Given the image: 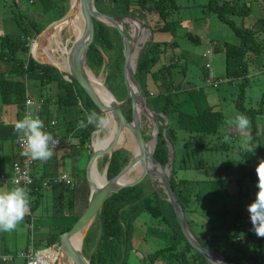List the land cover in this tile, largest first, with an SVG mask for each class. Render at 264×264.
I'll return each mask as SVG.
<instances>
[{"label": "trees", "instance_id": "1", "mask_svg": "<svg viewBox=\"0 0 264 264\" xmlns=\"http://www.w3.org/2000/svg\"><path fill=\"white\" fill-rule=\"evenodd\" d=\"M40 1L46 5L43 12L51 9L58 14V17H62L69 8L65 7L67 5L63 3L64 0ZM32 2L34 0H30V3ZM95 6L100 12L112 16L125 17L131 15L135 17L134 14L137 13L146 18L145 20L148 21L153 34L159 30L168 31L171 35L175 34L177 23L168 20L171 17L172 10L178 8L175 0H95ZM202 7L206 11L214 13L217 18L229 25L233 32L240 38V43L237 45L225 44V77L218 78L214 76L211 83H208L207 80L206 83L210 89L214 88L213 90H217L220 88V83L224 80H227L230 84H234L235 80L238 82L237 84H239L240 90L238 97L235 99V104L238 108V113H243L249 118L251 131L247 135H251L252 141L250 146H253L254 149L251 153L241 149L239 156H237L238 160L232 165L210 166L202 163L197 165L195 163L193 165L188 163L189 166L187 164L185 165L184 162L188 158L187 154L190 143L192 142L187 141V136L188 138L196 140V144L202 145L209 150H217L223 149V146L227 148L231 144L223 142L222 146L221 143L212 142L210 140L211 138L207 140L210 136L216 135L219 137L220 134L225 133L222 137L229 135L230 138L237 139L236 137H240L241 135L240 133H232L229 131V125L224 124L227 120L226 113L221 108L216 109L217 103L211 105L209 101H206L208 100V94H204L198 88H195V86L186 88L181 82L176 81L174 71L172 70L175 67L174 62L168 65H165L162 61L160 62L161 56L164 55L165 47L169 43H159L150 40L139 53L136 77L149 107L150 100L155 99L154 95L163 97L162 101L153 104L155 108L151 107L157 110L158 113L163 114V116H157L160 123L167 121L164 127H159L160 131L153 154L165 166L169 164L171 156L167 139L174 146L175 158L169 179H171L172 187L185 214L189 207L195 205L193 199L200 197V191L196 192V194L193 193L192 186L195 184L194 181L178 179L176 175V157L178 152L179 159L181 161L183 160L182 163L177 164L178 166L198 169L209 168L213 172V178L217 181H226L229 179L239 181L241 178H248L251 182H255V165L259 159H264V124H260V122H264V94H262L260 101L257 102L258 107L248 108L243 105L245 88L250 84L251 79H253L252 77L250 78V70L254 67V63H259V66L264 67V36H261V33L264 32L263 20H259L254 26H245L244 23H236L232 17L239 16L244 19L249 14V8L245 1L208 0ZM19 15L28 23L24 22L25 24L21 25L22 33L16 35L5 34L0 38V68H2L0 70L1 101L4 104H14L19 106L18 108H22L27 92L30 90L27 88L28 80H38L41 87L49 86L51 90L55 91L53 104L56 106L58 112L63 114L65 119L63 121L64 127H62L64 130L59 129V131L63 136L75 137V142L71 143L69 147L71 156L72 154L74 156L76 152L81 150H87L88 155L91 154L92 134L96 129L89 125L85 129L77 130L78 121L84 118V109L88 111L95 110L97 113H101V111L75 79L70 77V81L66 80L63 75L64 73L54 66L41 64L33 59L30 54L28 55L30 41L41 32L42 27L40 26V22H37L38 20L35 21L28 18L27 21L24 15L21 13ZM93 21L95 30L94 40L87 53V62L92 71H99L105 68L107 82L112 80V82L108 83L110 90L118 100H125L127 98V91L122 74L124 61L122 39L115 28L107 26L100 21ZM172 24L174 25L173 28ZM172 45L176 46L175 42ZM20 51L24 56H18V52ZM104 53L109 55L108 61L104 60ZM159 64L160 66L156 68ZM205 71L206 67L204 70L206 79L208 72ZM148 85L152 86L151 89L156 88L154 89L156 94L148 88ZM49 100L50 98H45L44 105L38 112L44 124L48 123L53 114L51 110L49 111L47 109L50 103ZM126 102L130 104V99H127ZM189 102L194 108L186 109V103ZM82 105L83 108L81 107ZM74 110L77 111L75 115L78 113L83 115L78 118L74 116L70 117L73 115L72 112ZM123 113L128 120H131V109H129V112L123 110ZM260 117L261 121L259 122L258 118ZM171 119L175 126L189 132L186 138L182 139L180 147L178 146V151L176 144L179 138L176 135L175 128L170 126L172 125ZM59 124L60 122L57 124L58 127ZM163 128L164 134L162 133ZM198 139L201 140V143L197 142ZM217 140L219 141V139ZM129 159L128 153L125 150H116L110 159L107 178L110 179L115 176ZM106 161L107 156L103 159V165H105ZM46 176L44 175L40 178H45ZM83 178L85 181V168H83ZM145 180L150 181L148 178ZM142 183L123 188L105 200L97 216V219L100 221L101 236L96 243V248L90 254V263L118 264L121 262V264H126L127 245L130 244L133 238L132 233L135 232L132 225L133 221L135 218H142L143 216H148L153 220L152 227L155 226L157 233L162 236V239L158 241V248L151 254L153 255V257H150L151 262L158 258L164 264H174L175 262H172L174 260L177 264H197L203 260L207 263L204 256L195 251L183 233H181L174 209L171 203L167 201L163 189L152 190L147 193ZM51 186H55L58 189L57 194L53 195L54 209L52 213L56 212L61 214L63 212L62 209L65 208L70 210L75 188L65 183ZM41 189H43L42 182L36 178L34 185L28 192L30 195L35 194V200H37L41 195ZM64 201H67V205ZM35 205L33 201L30 202L29 207L31 211L37 207H34ZM78 218L79 216L75 218V221ZM72 225L60 223L59 226L54 228V233L47 237L45 243L42 241V235H39L33 246L34 251L57 244L59 242L58 235L69 230ZM150 228L151 226L147 227V229ZM233 235L236 236V234ZM169 238L171 239L168 240ZM245 238H249L251 241L257 239L256 242L254 240V243H252V253H243L244 251L241 250L236 255L230 257L225 256L227 262L229 264H264V237H258L254 233L251 221ZM198 240L199 242L201 241L200 244L202 246L215 252H222L219 246V240L215 235ZM89 241L90 237L88 236L86 244ZM178 248L180 249L177 251ZM4 252L5 255H9L11 258L7 260L3 259L4 255L0 252V264H8L10 261L14 262L15 258L20 256V251L11 253L10 250L5 248ZM122 255H124L123 258ZM23 258L25 261L24 264H26L27 258Z\"/></svg>", "mask_w": 264, "mask_h": 264}, {"label": "rangeland", "instance_id": "2", "mask_svg": "<svg viewBox=\"0 0 264 264\" xmlns=\"http://www.w3.org/2000/svg\"><path fill=\"white\" fill-rule=\"evenodd\" d=\"M33 1V0H31ZM189 0H175L176 5H178V8L173 9L171 13L170 21L176 22V30L175 34L171 35L170 32L164 31V30H159L155 31L154 34L152 35L151 33V27L148 23L146 18L138 15L137 13L134 14L136 18H138L140 21H143L144 27L150 31V36L149 39H147L144 43L148 44L151 41H156V42H167L169 43L165 47L164 51V56L162 55L160 58V62L162 61L165 65L172 64V62L179 63L181 60V63L176 64V66L172 69L173 71H179L180 73L182 72L183 75H181L176 81L185 80L190 82L191 84H194L195 87L198 88L201 92L204 94H209L210 93V99L206 100L209 101V104L213 105V103H217L216 109L221 108L227 116V119L230 117H233L236 113H238V108L235 104V99L239 95V84L235 80L234 84H230L227 80H224L220 83V88L219 89H210L209 85L206 83V79L204 76V70H205V63H206V57H203V52L206 50H211V56L209 57L211 60V66H212V72L214 73L215 77L221 78L225 77V66H226V60H225V44H233L237 45L240 43V38L233 32V30L230 28L229 25L226 23L222 22L217 16L209 11H206L203 9L200 11L197 8H192L190 5H193L192 2L194 3L193 0L191 1V4H188ZM196 5L199 3H204L206 0H195ZM248 2L250 4V7L252 9V15L253 13H260V6L257 3L258 1L256 0H239ZM18 3V4H17ZM63 3H65L67 6H70V0H64ZM258 4V5H257ZM195 5V6H196ZM46 5L43 4L40 0H34V2L30 3V0H0V38L1 36L5 34L9 35H16V34H21L22 33V28L21 25H24L26 22L25 19H22L21 16L19 15L20 13L24 15V17L27 19L31 18V20H38L37 22H40V26L42 27L41 32L33 39L30 41V47L32 44L36 41L42 42L39 43L41 46H44L45 48L47 47L48 51L50 54L55 55L56 57H59L64 55L61 53L62 46L70 47L74 41V36H72L69 31L68 27L64 26L59 34H58V39L59 40V47L58 43L54 41H50L47 35L51 34L50 32H47L49 34H44L42 31L52 23V21H55L59 19L58 14L54 10H48L43 12V9ZM191 8V9H190ZM69 9V8H68ZM204 12V13H203ZM237 24L244 23L242 18L239 16H234L232 17ZM27 23V22H26ZM28 24V23H27ZM124 29L126 33L129 36H135L132 31V26L131 23L126 20L123 22ZM174 25L172 24V28ZM42 33V34H41ZM41 34V35H40ZM190 35V36H188ZM261 36H264V32L261 33ZM46 37H48L46 39ZM45 41V42H44ZM173 42H175L176 46H173ZM143 44V42L135 44L134 49H140V46ZM145 44V45H146ZM219 44V45H218ZM171 45V46H170ZM43 47V48H44ZM32 48V47H31ZM40 47V49H43ZM44 48V49H45ZM144 48V47H143ZM3 49V48H2ZM7 49V48H6ZM5 49V50H6ZM1 50V48H0ZM31 50V49H30ZM29 50L28 55H31V51ZM65 50V49H64ZM43 51V50H42ZM18 56H24V54L20 51L18 52ZM109 55L104 53V60L108 61ZM13 62V61H11ZM184 63H186V66H184ZM253 63V62H252ZM263 63H264V58H263ZM4 66V65H3ZM2 66V67H3ZM160 66L157 65L156 68ZM1 67V66H0ZM155 68V69H156ZM2 68H0L1 70ZM251 71V76L253 79H251L250 84L245 88V97L243 98V105L251 108V107H258L257 102L260 101L262 94H264V67L259 66V63H254V67L250 70ZM206 72V71H205ZM106 69L102 68L99 71H93V75L99 79H101L104 84L109 88L108 83L112 82V80H109L107 82V74H106ZM262 73V74H261ZM40 82L37 80H28V86L27 88L30 89L31 96L36 99L37 102H42L45 100V98H50L49 100V106L52 103L55 97V91L51 90L49 86H42L39 84ZM149 85L148 87H150ZM170 86V85H169ZM152 88V86L150 87ZM182 88V87H181ZM110 89V88H109ZM156 89V88H154ZM152 89L153 93L156 94V91ZM186 89V88H183ZM181 89V90H183ZM215 92V93H213ZM213 93V94H212ZM201 94V93H200ZM216 94V96H214ZM45 97V98H44ZM154 100H150V111L149 113H152L154 115H162V113H158L157 111H154L151 109V107L155 108L154 103H158L159 101H162L163 97L160 96H155L154 95ZM127 99L125 100H120L121 107L123 108L124 111L129 112V109H131L130 104H127ZM51 104V106H52ZM54 105V104H53ZM19 106L14 105V104H4L1 101L0 97V114L3 115L5 118V121H7V110L12 108L11 112V123L14 122L15 120V114L17 113V109ZM194 108L193 106H191ZM215 108V107H214ZM184 109V108H183ZM78 110V109H77ZM52 111V116L56 118L59 124V129H63L64 127V116L62 113L58 112V110L55 108V110ZM72 111V110H71ZM73 115L70 117H81L82 115L77 113L76 110L72 112ZM19 119H21V110H19ZM142 131L145 136V138L148 140L151 137V133L153 130V126L150 121H153L145 112L142 111ZM165 118V117H164ZM64 119V120H63ZM68 120V118H67ZM258 121H261V117L258 118ZM258 122V124H259ZM172 127L175 128V132L177 137L179 138L178 143L176 144V149L178 151V146L180 147V143L182 142V139L186 138L187 134L189 133L185 129H181L175 124H173V120L171 119ZM264 124V122H260V124ZM1 124V121H0ZM4 125L7 123L3 122ZM226 124V123H224ZM259 124V125H260ZM166 125V121L164 123H160L158 126H163ZM228 125V124H227ZM251 125V124H250ZM230 132H237L240 133V137H236L237 139H233V137L230 138V143L231 145L228 146L227 148H224L223 146V134H220V136H210L207 140H212V142H217L221 143L223 146V149H217V150H209L208 148H205L202 145L196 144V140H193L191 138H188L187 136V141L191 142L190 143V148L188 151V158L185 159L186 162L185 165L189 166L188 163L193 165L197 164H204V165H210V166H222V165H232L234 164L237 160L241 148H240V138L244 136L243 134L245 133H250L251 128H247L244 130L238 131L234 127L231 126L229 129ZM109 130H101L99 133H94V137L98 136L99 138L105 137L107 135ZM101 133V134H100ZM164 134V128L163 132ZM166 134V132H165ZM247 135V134H246ZM93 138V142H94ZM219 139V141L217 140ZM17 141V140H16ZM92 141V140H91ZM71 142H75V137H71ZM168 146L170 149L171 153V143L167 139ZM198 143H201V140L198 139ZM225 143V142H224ZM92 147V146H91ZM122 149V148H120ZM125 150V149H123ZM128 153L129 158H131L132 154L130 151L125 150ZM5 157H3V161L5 162V165L8 166V170L11 169V173L9 174V177L12 178L13 176V171H12V161L13 158L9 155V153H5ZM54 154L58 155H64L60 159V157L55 156L51 162H53L51 165L46 164L47 167L51 170L53 166L55 165L56 171H65L68 174L72 175V177L77 180V184L75 186V192H74V197L72 199L70 210L68 208L62 209L63 212L61 214H58L56 212L52 213L53 211V204H54V197L52 194H57L58 189L54 186H49V187H44V189H41V195L37 198V200H33V204H36L32 211L29 209V213H27L24 217V220L18 225V227L11 232H1V237L7 238L6 240L9 241V244H6L7 249H10V252H18V251H26L28 252L31 249V242L33 239L37 241V236L40 233V236L42 235V241L45 243L46 239L48 236L54 233V228L56 226H59L60 223L62 224H74L75 223V218L77 216H80L83 211L86 209V204H87V197L89 194V186L87 182L84 181L83 178V168L86 167V164L89 160L88 157H90V154L88 155L87 150H81L79 152H76L75 155L71 156L70 152L67 153L65 149H58L54 150ZM106 155L99 157L98 159V169L100 172L103 171L104 165H103V159ZM61 160V161H60ZM176 175L178 179H186V180H192L195 182V184L192 186L193 188V193L196 194V192L202 189L208 188V182H202L203 180H209V179H214L213 177V172L211 169H198V168H192V167H187V166H178L177 164L182 163V161L179 159V152L177 153L176 157ZM46 163V162H44ZM43 162L36 161L35 164L32 165V174L34 177L39 178L41 177L43 171L42 167L44 165ZM61 173V172H59ZM7 174V175H8ZM58 174V173H57ZM135 175V172L130 173V177ZM255 182H251L248 178H241L239 179L240 182V187H242L243 191L248 195L250 194H255L257 191L256 188V181L257 177L255 175ZM150 181H142V186H144V189L146 190L147 193H149L152 190H158L161 189V185L158 182V180L152 178H148ZM139 183V184H140ZM214 186H216L213 183ZM14 187V186H13ZM203 191V190H202ZM222 191V190H220ZM219 191V192H220ZM205 192V191H204ZM218 192V193H219ZM205 194H207L205 192ZM252 199V197H250ZM202 199V196L200 195L199 198H194L195 205H198ZM37 201V203H36ZM65 204L67 205V201H64ZM226 207L230 210L227 212L226 216L224 215H218L215 214L212 218L213 220L211 221L212 224L220 226L222 228H226L225 231H229L226 236H220L219 237V242L221 244V247L225 248L226 243H229V246L232 251H234L236 254L240 253L241 250H243V253H252V243L257 241V239H254L251 241V239L247 238L245 241H247V244L243 246V248H240L241 241L239 239L235 240L234 239V233H237L238 235L244 234L245 228L247 227L249 223V213L246 212L241 216L239 212H236L233 208H229L227 205ZM48 211V214L46 212ZM34 213V214H33ZM187 218H190V213L186 212ZM143 216L142 218H135L133 221V228L134 231L133 238L130 241V244L127 245L128 252L126 254V264H164V262L161 259H154L153 262H151V258L156 251L157 244L148 239L149 237L152 239L154 238V235L149 232L147 227H150L153 223H151V218ZM242 217H244V223L240 220ZM30 218V219H29ZM239 220V221H238ZM30 221V223L28 222ZM236 221L239 222L240 226L236 227L234 222ZM150 222V223H149ZM204 222L205 228H208L207 225L208 223L206 221ZM42 230V231H41ZM140 234V236L137 234ZM100 233H101V226H100V221L96 218L94 223L90 226L88 229L86 236L83 239L82 242V251L86 258L90 261V254L94 251V248H96V243L100 238ZM32 236V239H31ZM90 237L89 243L86 244V239L87 237ZM148 237V238H147ZM36 243V242H35ZM16 245L17 249L14 250V248H11L13 245ZM28 245V247H27ZM58 245L54 244L51 246L52 250L58 251ZM13 249L14 251H11ZM47 248H43L41 250H44ZM180 248L177 249V251ZM175 251V252H177ZM1 253L5 254L4 249L0 251ZM194 252V251H193ZM230 251L226 250V255ZM192 254V252H191ZM195 254V252H194ZM40 256V260L42 264H45L44 257ZM124 255H122L123 258ZM228 257V256H227ZM66 258V259H65ZM66 260V261H65ZM202 261V260H201ZM24 258L17 256L14 260V262L8 263V264H24ZM53 262L55 264H67L68 260L67 257L64 254L57 255V257H54ZM52 262V263H53ZM62 262V263H61ZM172 262H175L174 264H177V262L174 260ZM118 264H121L119 262ZM197 264H211L210 262H205L204 260L201 263Z\"/></svg>", "mask_w": 264, "mask_h": 264}, {"label": "water", "instance_id": "3", "mask_svg": "<svg viewBox=\"0 0 264 264\" xmlns=\"http://www.w3.org/2000/svg\"><path fill=\"white\" fill-rule=\"evenodd\" d=\"M78 7L82 12L84 35L82 39H77L74 37V41L70 47L64 45L62 46V49H59L61 50V53H64L62 51L63 49H67V52L65 53L67 62L66 68L61 69L49 61L37 59L32 48H30L31 56L41 64L52 65L58 70L64 72V78L66 80L70 81V76L75 79L90 97L92 102L99 108L102 114H111V117L114 121V128L112 136L104 147H95L93 142V134L99 133L101 130H96L92 134V152L85 167V181L89 186L87 206L83 213L71 226V228L58 235L59 245L58 251H55V253L57 255L64 254L67 257V260H71L73 264H91L84 255L82 248H75L73 246L72 237L75 234L81 232L82 240L84 239L88 229L92 223H94L98 214L100 213L105 200L112 194L119 192L123 188L136 186L146 178L153 177L154 179L158 180L161 188L166 194L167 201L171 203L181 228V233H183L184 237L195 249V251L204 256V258L211 264H229L223 255L202 246L193 233L190 232L191 230L188 225L185 212L172 187L171 179H169L172 164L175 158L174 146L172 144L170 145L171 156L169 164H166L165 166H163L153 154L157 143V137L159 135L158 125L160 124V121L157 119L156 115L149 113L150 108L143 94L141 85L136 77L139 53H136L134 49V36H129L126 33L123 25L124 20L135 19V17L131 15L119 17L102 13L97 10L95 6V0H70L68 11L59 19L52 21V23L48 25L42 31V33L46 34L47 32H50L61 26V23L68 20V18H70L76 12ZM93 20L100 21L107 26L115 28L122 39L124 56L122 74L127 91V98L130 99L131 120H128L125 117L121 107L122 102L117 99L114 93L104 84V82L103 85L105 90L110 95V98H114L110 105L104 104L105 100L100 97L91 80L90 75H94L92 74L93 71L87 62V53L94 40L95 30ZM60 59L62 61V58ZM142 111L145 112V114H147L149 117L153 116V121H150L153 126V130L151 137L148 140L144 137L142 132ZM126 130L129 131L133 136L137 147V152H133L127 147L118 145L119 136ZM120 148L130 151L132 156L115 176L108 179L107 169L110 164V159L113 153ZM104 155L107 156V161L104 165L103 171L100 172L98 169V159ZM136 165L140 166L141 171L136 172L134 176L130 177L129 173L134 171V167ZM128 174V179H123V177ZM49 249L52 248L50 247L46 250ZM43 251L44 250L39 251L38 254L40 255V253ZM52 264H54V262Z\"/></svg>", "mask_w": 264, "mask_h": 264}, {"label": "clouds", "instance_id": "4", "mask_svg": "<svg viewBox=\"0 0 264 264\" xmlns=\"http://www.w3.org/2000/svg\"><path fill=\"white\" fill-rule=\"evenodd\" d=\"M151 33H153L152 30ZM113 99L114 98H109L108 100H105L104 104L110 105ZM81 107L83 108V105ZM26 109L27 110L23 114L22 118L18 119L13 126L14 132H16L20 136V139L22 141V147H23L22 154L34 161L47 162L54 155V148L58 144V139H55L51 133L44 130V122L40 118V116L36 114V107L33 101L29 100L26 102ZM53 119L56 118L53 117ZM225 122L229 126H232L235 129H237L238 131L250 127L249 118L247 117V115L243 113H236L233 117L228 118ZM89 125L93 126L94 129L96 130H110L113 125V120L111 119L110 116L106 114L97 113L95 110L88 111L84 109V118L78 121L77 130L85 129ZM223 141L225 143L230 142V136L225 135L223 137ZM251 141H252L251 135L242 136L240 138V148L245 152L251 153L254 149L253 146H250ZM255 174L257 177V181H256L257 191L255 193V199L247 205V211L249 213L250 221L252 224V230L258 237H264V159H259L258 163L255 165ZM51 176L54 175L46 176L45 178ZM45 178H40V179L38 178V179L41 182ZM73 181L74 182L71 184L68 183L65 184L69 185L70 187H73L75 183L74 178ZM52 185H57V184H52ZM29 189L30 188L28 187L25 188V186H19L17 184V186L0 190V232L14 231L18 227V225L24 220L25 215L29 211V205L31 199L28 192ZM34 243H35V239H33L31 244L29 245L31 246L33 252L36 253V257L40 262V264H42L40 260L41 258L38 254V252L41 250L34 251L33 248ZM243 246H244V242H241L240 248H242ZM45 250L46 249H44V251ZM20 252H24V251H20ZM219 254L222 255V253Z\"/></svg>", "mask_w": 264, "mask_h": 264}, {"label": "crops", "instance_id": "5", "mask_svg": "<svg viewBox=\"0 0 264 264\" xmlns=\"http://www.w3.org/2000/svg\"><path fill=\"white\" fill-rule=\"evenodd\" d=\"M193 1H194V3L192 2L193 5H190V6L192 8H197L198 10L200 9V11H202L204 9L202 6H204L207 3L208 0L204 1V3H199L198 2L197 5H196V1L195 0H193ZM245 3L247 4V6L249 8V14L246 17H244V19H242V20H243L245 26H254L255 24L258 23L259 20L261 21V19H262V17H261L262 16L261 7H260V13L258 14V16H257V13H253V15H252V9L250 7V4L248 2H245ZM188 4H191L190 0L188 1ZM152 35H153V33H152ZM164 58H165V56H164ZM179 63L183 64L181 62V60L179 61ZM179 63H176V64H179ZM176 64H175V66H176ZM184 66H186V63H184ZM182 72H183V70H182ZM182 72L180 73L179 71H174L176 80L181 75H183ZM179 82H181L184 85V87H186V88L190 87V86H195L194 84H191L190 82L185 81V80H181L180 79ZM183 85H182V87H183ZM150 87H148V88L150 90H152ZM195 88H197V87H195ZM213 93H215V92H213ZM214 96H216V94ZM216 98H217V96H216ZM208 99H210V93L208 94ZM51 104H50V106L47 107V109L49 111L53 110V109L55 110V108H56L55 105L52 104V106H51ZM213 104H216V103H213ZM186 106H187L186 109H191L192 108L191 107L192 105H191L190 102L186 103ZM152 110H154V109H152ZM12 111H13L12 108L7 110V115H6L7 116V121H5V118L3 117V115L0 114V121H1V124H0V171H2L5 175H7L8 173L9 174L11 173V169L8 170V166L5 165V162L3 161V157H5V155H6L5 153H9V155L13 158L12 163L17 158H19V152H18V148H17V144H16V140H17L19 135L16 132H14L13 126H14L15 122L19 119L20 114H19V109H17V113L15 114V120H14L13 123H11V112ZM154 111H157V110H154ZM3 122H5L7 124L4 125ZM228 127H229V129L231 128V126H228ZM235 133H237V132H235ZM245 134H248V133H245ZM245 134H243V135H245ZM58 149H65L67 151V153L70 152V148H66L65 147V148H58ZM58 149H56V150H58ZM55 156L60 157V159H62L61 157L64 156V155H60V154H58V155L56 154L55 155L54 154L53 157L50 160H48L46 163L43 162L44 163V165L42 167L43 173H42L41 177H43L44 175H47V176L57 175V173L61 172V173L67 174L68 176H70L72 178V175L68 174L64 170L63 171H58V169H57V171H56L55 165L53 166V168L51 170L47 167L46 164H50L51 165L53 163V162H51V160H53ZM9 174L7 176H9ZM202 182H208L209 183L208 184V188L202 189L203 191L199 189L200 195L202 196V199H201V201H200V203L198 205H192L191 207H189L187 209L188 210L187 212L191 214L190 218L189 219L187 218V220H188L191 232H193L194 236L197 239L198 238L199 239L200 238H206L208 236L215 235L218 238V240H219L220 236H226V234L229 231L227 232V231H225L226 228H222L220 226L212 224L211 223V221L213 220L212 217L215 214L222 215V213H223L224 216H226L227 215L226 213L230 211L226 207V205L230 209L234 207V209H236L235 211L239 212V214L241 216H243L244 213L248 212L247 211V205L249 203H251L255 199V194H250L249 193L247 195L243 191L242 187H240L241 186L240 182L238 180H236V179H231V180L229 179V180H226V181H217L215 179H209V180H203ZM213 183L216 186H214ZM76 184H77V180H75L73 188H75ZM11 187H13V186L10 185V184H7V185L3 184V185H0V190L11 188ZM220 190H222V191H220ZM204 191L207 194H205ZM52 195H55V194H52ZM29 196L31 198L30 202L33 201L36 198L35 194H31V195L29 194ZM250 197H252V199ZM29 209H30V207H29ZM28 213H29V211H28ZM46 213H48V211ZM240 220L242 221V223L245 222L244 221V217H242ZM152 221L153 220H151V223H153ZM203 221H206L208 223V225H207L208 228H205ZM28 222L30 223V221H28ZM234 224H235L236 227L240 226L239 222L236 223V221H235ZM249 224H250V219H249V223H248L247 227L245 228L244 234L238 235L237 233H234V234H236V236H234V239L235 240L239 239L241 242H244V245L247 244V241H245V239H246L245 235L248 232ZM152 225H151V228H150L151 231L149 232V235H150V233L153 234L154 238L153 239H152V237L151 238L147 237V238L152 240V241H154L158 245V241H160V239H162V236L159 235V233H157L156 227L155 226L152 227ZM145 230H149V229H145ZM39 235H40V233L38 235H36L37 239H38ZM138 235L140 236V234H138ZM6 239L7 238H4V240H3V237H1V234H0V250H3L5 248H7L6 244H9V241L6 240ZM170 239L171 238H169L168 240H170ZM225 245H226V247L223 248V247H221V244L219 242V246H220L221 251H222L221 253H222V255L224 257L225 256L230 257V256H233V255H236V253L231 250V248L229 246V243H226ZM11 248H14V250L17 249L15 244ZM8 250H10V249H8ZM14 250L11 249V251H14ZM226 250L230 251L227 255H226Z\"/></svg>", "mask_w": 264, "mask_h": 264}, {"label": "bare ground", "instance_id": "6", "mask_svg": "<svg viewBox=\"0 0 264 264\" xmlns=\"http://www.w3.org/2000/svg\"><path fill=\"white\" fill-rule=\"evenodd\" d=\"M74 5H75V2H74ZM126 20H128L131 23L133 34H135V36H134V46H135V44L137 45V43H139V42H143V44L140 46V49H138V50L135 49L136 53H140L143 50V47L146 44L144 42L147 39H149L150 31L147 30L144 27L143 21H140L138 18L126 19ZM126 20H124V21H126ZM64 26H66V28L68 27V31H69V33L72 36L76 37L77 39H82V37L84 35V26H83L82 12L79 9V7L77 8L76 12L70 18H68V20L63 21V23H61V26H59V27L55 28L54 30H52L51 34L47 35L49 38L46 37V39L48 38L50 41L52 40L54 42H57L58 43L57 45L59 47L60 46L59 45V40L56 39V38H58V34H59L60 30ZM47 34H49V33H47ZM39 43H42V42H39ZM39 43L36 41V43H34V46H33V53H34V55H35V57L37 59L42 60V61H49L50 63H52L54 65H57L61 69L66 68L67 62H66V58H65V53L67 52V49L66 50H64V49L62 50L64 52L63 53L64 55L63 56L61 55L59 57V59H58V57H56L55 55L49 53L47 47L46 48L44 47L46 45H44V46L42 45L41 46ZM40 47L41 48L44 47L45 49L44 48L40 49ZM60 58H62V61H61ZM90 77H91V80H92V82L94 84V87L97 90V92L99 93L100 97H102V99H104V100H108L110 98V95L105 90V87L103 85V81L101 79L95 77V76H91L90 75ZM107 115L111 117L110 113H108ZM152 117L153 116H151L150 118L152 119ZM111 119H112V117H111ZM113 126H114V121H113V125H112V127L110 129V132L107 135H105V137H103V138H99L98 136L94 137L95 138L94 139V146L95 147H104L108 143L110 137L113 134V128H114ZM118 145L122 146V147H127V148L131 149L133 152H137V147H136V144L134 142V138L131 135V133L129 131H127V130L124 131L119 136ZM139 171H141L140 170V166L136 165L134 167V171L133 172L136 173V172H139ZM129 174L125 175L123 177V179H128ZM81 234L82 233L80 232V233L75 234L72 237V244H73V246L75 248L76 247H81L82 248L83 240H82V235ZM55 251L52 250V249H49V250H45V251L40 253V255L42 257H44V260L46 261L45 264H52L54 257H57L56 256L57 254L55 253ZM67 264H73V263H72L71 260H68Z\"/></svg>", "mask_w": 264, "mask_h": 264}, {"label": "built area", "instance_id": "7", "mask_svg": "<svg viewBox=\"0 0 264 264\" xmlns=\"http://www.w3.org/2000/svg\"><path fill=\"white\" fill-rule=\"evenodd\" d=\"M261 10H262V22L264 24V0H257ZM31 44V43H30ZM34 43L32 44V49H33ZM30 47V48H31ZM211 56V50H206L203 53V57H206L207 61L205 63V67H206V72L207 73V77L206 80L208 83H211L212 80L214 79V73L212 72V66H211V60L210 57ZM33 101L36 107V114L39 115V111L41 110V108L44 105V100L42 102H37L36 99H34L31 96L30 91L28 90L24 104L22 105L21 108V118L23 116V114L26 112V102L27 101ZM40 116V115H39ZM41 118V116H40ZM58 122L56 119L50 118L48 123L44 124V130L51 133L55 139H58V144L56 145L55 149L58 148H67L71 145V137L70 136H63L60 134L59 132V128L58 127ZM17 148H18V152H19V158H17L13 164H12V171H13V176L12 178H10L9 176L5 175L2 171H0V185H7L10 184L12 186H17V184L19 186H25L28 188H31L34 185L35 182V177L32 174V165L35 164L34 160H31L30 158L26 157L25 155H23V147H22V141L20 139V136H18L17 138ZM42 185L44 187H49L52 184H60V183H68L71 184L73 183V178H71L70 176H68L65 173H59L57 175L51 176V177H47L45 179H43L42 181ZM19 255L22 257L27 258L26 264H40V262L38 261L37 257H36V253L33 252L32 249H30V251L26 252H19ZM11 256L9 255H4L3 259H10Z\"/></svg>", "mask_w": 264, "mask_h": 264}]
</instances>
